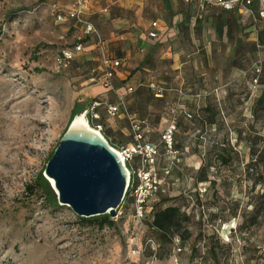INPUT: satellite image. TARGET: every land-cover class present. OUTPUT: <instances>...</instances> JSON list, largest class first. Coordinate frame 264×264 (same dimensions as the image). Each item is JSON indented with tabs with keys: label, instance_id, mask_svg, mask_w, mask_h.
Listing matches in <instances>:
<instances>
[{
	"label": "rangeland",
	"instance_id": "obj_1",
	"mask_svg": "<svg viewBox=\"0 0 264 264\" xmlns=\"http://www.w3.org/2000/svg\"><path fill=\"white\" fill-rule=\"evenodd\" d=\"M68 2L70 4L72 1L0 0V264H143L154 252L151 247L145 249L151 232L145 223L141 227L135 222L132 203L122 208L121 215L117 213L111 217L114 226L98 228L97 225L79 220L67 207H48L41 190L30 193L26 189L43 171L61 135L69 127L75 102L85 104L79 109L86 108L87 121L91 105L94 102L102 103L97 107V113L104 118L102 116L101 122L96 124L102 125V134L111 130L104 104H114L117 97L111 99L114 94L112 91L105 92L109 93L108 99L102 94L104 90L96 79L100 63L97 60L90 62L92 65L82 63L79 56L69 67L60 71L56 68L58 53L64 48L74 47L81 37L72 22L57 20V13L65 11ZM98 55H94L96 59ZM37 69L43 71L38 73ZM246 78L250 82L251 77L247 75ZM237 84L232 95L228 94L229 87L223 89L222 95L217 89L215 96L210 95L209 91H195L203 97H216L221 104L222 99L230 95L238 109L235 108L227 117L225 107H221L227 125L231 129L238 127L243 130L254 125V129H249L250 133L245 130L246 136L242 135L241 138L238 132H229L228 146L233 149L235 157L232 166L225 168L214 165L209 168L211 177L217 178L219 182L224 179L227 182L226 185L217 186L218 198L215 201L212 199L213 190L209 186L201 187L207 189L203 200L211 218L210 222L203 225L196 215L190 216V223L194 227L190 246L195 243L197 247L196 259L190 263L189 247L186 252H172V243L153 234L157 254L155 264H212L207 244L226 249L228 253L219 252L221 264H264V215L260 216L263 217L261 227L242 232L239 230L242 209L247 206L256 174L254 168L250 172L251 176L247 174V164L252 161L250 147L256 144L257 151L264 147V110L260 111L256 121L253 113L256 97L250 96V85L244 79ZM169 93L173 94L170 95L173 100L180 97L173 91ZM183 93L194 94V91ZM152 98L157 99L154 95ZM247 101L249 106L243 107ZM167 107L154 105L152 114L164 112ZM245 108L248 109V116H244ZM89 126L94 129L90 122ZM160 135V132L155 131L152 142L159 145ZM182 136L186 137L182 140L187 144L195 140L188 134ZM118 137L122 143L112 141L113 148L132 141L130 134L120 132ZM191 155L185 154L183 158ZM167 156L160 145V172L167 162ZM194 157L201 163L205 154L195 152ZM179 167L181 170L177 171L183 176L174 172L167 179L168 185H164L166 194L155 196L152 204L166 195L185 198L194 187L191 179L196 171L188 167L185 161ZM261 170L263 180L255 191L264 190V164ZM182 201L180 204H183ZM235 201L240 203L236 217L228 213V209L224 210ZM217 207L225 212L214 217ZM222 215L224 218L219 219ZM197 233L205 237L207 244L203 246V243L198 244V240L194 241ZM137 246L145 250L141 254H133ZM204 253L205 259L200 260Z\"/></svg>",
	"mask_w": 264,
	"mask_h": 264
},
{
	"label": "crops",
	"instance_id": "obj_2",
	"mask_svg": "<svg viewBox=\"0 0 264 264\" xmlns=\"http://www.w3.org/2000/svg\"><path fill=\"white\" fill-rule=\"evenodd\" d=\"M199 3L200 0H89L88 19L97 29L107 54L121 63L112 82L113 90L106 89L99 82L104 90L102 94L108 99L109 93L105 92L112 91L115 95L111 92V99L115 96L117 100L123 96L128 110L138 120L144 121V126L151 131L148 134L151 142L152 134L155 131L161 134L172 121L179 124V136H201L210 127L216 130V125L208 124L207 106L219 107L223 104L229 117L237 104L230 95L222 99L221 104L216 97H203L195 91H209L215 96L217 89L222 95L223 89L229 87L228 94L232 95V90L242 79L251 89V82L246 77H251V69L258 59L264 60V19L258 16V11L264 6L255 1L252 6L254 15H250L240 8L229 12L219 7L200 11ZM70 4L68 2L65 8ZM154 22L157 26L153 29ZM75 27L80 32L83 48L75 60L81 56L82 63L92 65L90 62L95 60L100 63V55L98 59L94 56L99 54L96 38L84 37L81 28ZM220 29L221 34L218 32ZM153 30L156 38L149 36ZM130 88L134 91L130 92ZM179 89L194 91V94L181 96L176 91ZM157 90L161 93L157 94ZM172 91L180 97L173 100L170 97L172 93H169ZM249 102L243 107L249 106ZM154 105L168 107L164 108V112L153 115ZM247 111L245 108L244 116H248ZM184 112L192 113L203 126L183 128L182 123H191L183 116ZM225 113L220 108L215 121L224 120ZM107 121L112 130L107 132L109 139L119 143L120 132L131 134L126 124L128 121L122 115ZM217 131L220 132V129ZM189 149L191 146L185 147V151ZM182 160L194 169L201 164L194 155L185 156ZM185 229L194 233L191 223L184 225L182 231ZM170 230L173 231L172 228ZM187 245L185 233L182 235L184 252L188 249Z\"/></svg>",
	"mask_w": 264,
	"mask_h": 264
},
{
	"label": "trees",
	"instance_id": "obj_3",
	"mask_svg": "<svg viewBox=\"0 0 264 264\" xmlns=\"http://www.w3.org/2000/svg\"><path fill=\"white\" fill-rule=\"evenodd\" d=\"M227 12H229V11H227ZM66 21H70L73 23V26L75 25V26L79 27V25L74 20L68 19ZM66 21H64V22H66ZM218 32L221 34L222 30L220 29ZM62 50L58 53V55H60ZM74 61H75V59L72 61V63ZM263 66H264V60H262V66H261L260 74H257L255 72V68L251 69L250 96L256 97V101L254 103V105H256V107L253 110V113L256 116V121L260 117V111L264 110V69H263ZM99 70H100L99 74L96 75L97 80L102 76V73H103V69L101 67V62H100V69ZM36 71L38 73H40L43 70L37 69ZM256 77L258 78V83H257L256 88H254L252 85V81ZM249 100H250V98H249ZM105 104H104V106H105ZM101 105H102V103H101ZM81 106L84 107L85 104L78 102V101L74 103L72 111H71V120L70 121H72V119L76 115L80 114L81 112L84 111V109H86V108H82L83 110L82 109L80 110L79 108ZM222 106L223 105H221L219 107L207 106V108H206L207 116H208V119L210 122L208 124L216 125V130H213L210 127L209 131L205 132V134H203V135L200 134L201 136L196 135L195 137H193V138H195V140L189 144H187L186 141L182 140V138H186V137H183L182 135L179 136L177 131L175 132V136H174L175 146H174V148L178 152V155L172 160L173 164H169V162H170L168 160L169 158L166 159L167 162L165 163L164 167H170V171H169V174L165 176V186L168 185L167 179H170L172 177V175L174 174V172L180 173L177 170H181V169H179V168H181L179 166H181L182 161H183L182 159H183V156L185 154L191 155V153L195 154V152H197V154L204 153L205 158H203V161H201L200 166L197 169L192 168V170L196 171L195 174L192 176V179H191L194 181V184H193L194 187L188 191V194L186 195L185 198L180 197V196L166 195V196H162L161 198H159L157 203H155V204H151L152 203V200H151L148 203V207H147L146 213H145V215H146L145 225H146L147 229L151 232L150 237L152 239L154 237L152 235L154 234L155 236L160 237V239L163 241L168 240V242L172 243V245L174 247V238L179 237L181 239V242H182V235L187 233V242H188L187 246L189 247V250L188 249L187 250L189 251V254H190L189 255L190 263L193 260H195L196 256H197V250H196L197 247L194 246L195 243H193V245L190 246L191 240L194 237V233H192L191 231H189L187 229L182 231V229H184V225H187L188 223H190V216L191 215H196L197 219L203 225L210 222V218H211V214L208 213L209 208L205 205L206 203L203 200L204 193L207 192V189L205 188L204 193H202L200 191V189L203 186H209L213 190L212 191V199H214V201H215V199L218 198L217 186L219 187L220 185H226V182H227L225 179L222 180L221 182H219L217 178L211 177L210 173H209V168L211 169V167L214 165L222 166L225 168H229L230 166H232V164L235 160V157L233 156V149L228 146V141H229L228 137H229V132H230L229 128L231 131L238 132L237 133L238 137L241 138L242 135L246 136L245 130H247V132L250 133L251 131L249 132V129L254 127V125H252L251 127L247 128L245 130L240 129V128L238 129V127H236V128L232 127V129H231V126L227 125L225 120H219V122H216L215 121L216 115L218 113V110ZM97 110H98V108L95 109V111H96L95 114L97 115V118L94 119L90 114L88 117V121L91 123L92 127H96L98 125H101V124H96V122L97 123L101 122L100 120L102 119V116H103V115H99L97 113ZM105 112H106V108H105ZM183 114H184L183 116L191 122L189 124H184L185 125L184 128L187 129L186 126H188V128L194 129V128L203 126L201 124V122L198 121L200 119H194V115H192V113L184 112ZM189 115L191 117H189ZM106 117H108L107 114H106ZM103 118H104V116H103ZM194 120H197V121L194 122ZM175 124L177 127L179 126V124L176 121H175ZM182 127H183V124H182ZM218 129H220V132L217 131ZM252 129H254V128H252ZM62 135H61V137H62ZM103 135L108 140L110 145L113 147L114 146L113 142H115V141L109 139L107 132H104ZM130 137H131L132 141H128L127 144L123 145V146H128V145L133 143L132 134H130ZM209 142H211V144L207 145ZM119 143L120 144L122 143L121 139H120ZM187 146H191V149H193L194 152L193 151L191 152L190 149H189V151H185V147H187ZM208 146H210V147H208ZM256 149H257L256 144H254V146L250 147V154L252 156V161H250L247 164V169H248L247 174H248V176H251L252 174H250V172L253 168L255 169L256 174L254 176V181H253L252 187L250 189L251 192H250V197L248 199L247 206L242 209L243 210L241 213L242 221L239 225L240 232H242L243 230L247 231V230H251L253 228L261 227L263 217H260V216L264 215V190L255 191L256 187L263 180L261 168L264 164V147L262 149H260L259 151H257ZM53 152L49 156L48 160L52 157ZM182 168H183V165H182ZM181 176H183V174H181ZM177 179H179V178H177ZM198 184H204V185L201 186ZM198 186H199V188H197ZM26 189L30 193H33L35 190H41V192L44 194L45 202L47 203L48 207H52V208H59L60 207V205L57 202L56 194L52 190L49 182L43 176V171H41L37 175L35 182L33 184L26 186ZM130 192L131 191L129 188L127 193H126L123 204L121 205V210L123 207H125L126 204L132 203V198L130 196V194H131ZM164 194H166V191L164 193H158L157 195L161 196ZM181 198L183 201L180 200ZM180 201H182L183 204H180ZM239 208H240V203L238 201H235L233 204H231L230 207H228L224 210L226 211L228 209L227 210L228 213H231L232 216L236 217L237 211ZM189 210L192 211L191 212L192 214L188 213ZM224 210L220 211L219 207H217L218 213L216 212L215 214H217V215H214V217L221 216V214H224V212H225ZM77 218L79 220L85 222V223H88L89 225H97L98 228H104L105 226H114V222L111 221V216H109V215H102V216H96V217H91V218H80L77 216ZM221 218L223 219L224 216L222 215V217H219V219H221ZM151 223H152V226H151ZM170 228H172L174 232L172 230H170ZM196 240L199 241V242L197 241L198 244L203 243V246L205 244H207L205 237L204 236L200 237V233L196 234L194 241L196 242ZM147 247L148 246H146L145 249ZM206 248H207V252H208L210 258L213 261L212 264H221V258L219 256V252L222 250L221 252L225 253L226 249L224 247H220V249H219L217 246H215L213 244H210V245L207 244ZM173 251L176 252L175 247H174V249H172V252ZM182 251H184L183 246H182ZM226 253H228V252H226ZM204 255H205V253L203 255H201V257L199 259L204 260L205 259ZM225 260H226V258H225ZM143 264H145V263L143 262Z\"/></svg>",
	"mask_w": 264,
	"mask_h": 264
},
{
	"label": "built area",
	"instance_id": "obj_4",
	"mask_svg": "<svg viewBox=\"0 0 264 264\" xmlns=\"http://www.w3.org/2000/svg\"><path fill=\"white\" fill-rule=\"evenodd\" d=\"M190 1V0H189ZM259 2L264 6V0H200L199 9L200 11H205L212 7H219L225 11H232L234 9L240 8L250 15H254L252 6L254 2ZM55 7V6H54ZM89 11V0H73L70 6L63 12L57 13V20L59 22H64L68 19L74 20L82 30L84 37H95L96 44L99 49L101 67L103 69L102 76L98 79L102 82V85L108 89L113 90V79L115 77L116 70L120 67L121 63L117 59L111 58L106 51V46L103 43L97 29L94 24L88 19L87 14ZM258 16L260 19H264V7L258 11ZM157 23L152 24L153 29L156 28ZM151 38H156L157 34L153 30L149 33ZM83 50L81 43L76 44L73 48H65L62 50L60 55L56 56L55 63L58 71L69 67L72 61L75 59L76 55ZM262 66V60L258 59L254 65L255 72L260 74ZM258 83V78L256 77L252 81V85L256 88ZM154 88V86H152ZM130 92L134 90L129 89ZM179 95L184 96L181 89L176 90ZM161 91L157 90V94ZM123 96H119L116 103H106V113L108 118L115 120L122 115L129 125L130 132L133 137V143L128 146H120L114 148L118 151L126 166L129 169L131 175L130 182V193L132 198V215L135 222L139 226H143L146 219V209L148 203L155 197L158 193H164L165 176L169 174L170 167H164L161 169L163 175L158 169L159 157H160V145L164 148L167 157L170 159L169 164H173V159L177 156L178 152L175 150V132L177 126L175 121L170 122L165 130L160 135L159 145L151 142L148 138V134L151 132L147 127H145L144 121H140L137 117L131 113L125 103ZM101 105L100 102H94L91 105L90 112L93 118H97L94 111L97 107ZM189 117H191L189 115ZM95 130L100 133L103 131V127L98 125L94 127ZM165 175V176H164ZM202 193L205 189L201 188ZM122 214L121 207L118 211V215ZM146 246L153 249L152 257L145 264H155L157 261L156 254V242L154 239L149 238L146 241ZM174 247L177 253L182 252V242L179 237L174 238ZM142 247L137 246L133 250V254H141Z\"/></svg>",
	"mask_w": 264,
	"mask_h": 264
},
{
	"label": "water",
	"instance_id": "obj_5",
	"mask_svg": "<svg viewBox=\"0 0 264 264\" xmlns=\"http://www.w3.org/2000/svg\"><path fill=\"white\" fill-rule=\"evenodd\" d=\"M76 115L43 170L60 206L80 218L117 215L131 175L116 149ZM78 116L87 125L74 124Z\"/></svg>",
	"mask_w": 264,
	"mask_h": 264
},
{
	"label": "bare ground",
	"instance_id": "obj_6",
	"mask_svg": "<svg viewBox=\"0 0 264 264\" xmlns=\"http://www.w3.org/2000/svg\"><path fill=\"white\" fill-rule=\"evenodd\" d=\"M74 124L77 125V126H82V125H87V122L85 120L84 117L82 116H78L75 121H74ZM89 126V125H88ZM90 128V126H89Z\"/></svg>",
	"mask_w": 264,
	"mask_h": 264
}]
</instances>
